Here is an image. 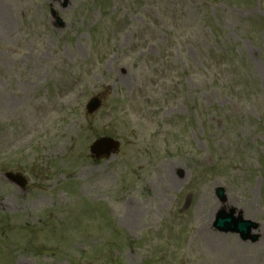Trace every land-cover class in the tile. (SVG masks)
<instances>
[{
	"label": "rangeland",
	"instance_id": "rangeland-1",
	"mask_svg": "<svg viewBox=\"0 0 264 264\" xmlns=\"http://www.w3.org/2000/svg\"><path fill=\"white\" fill-rule=\"evenodd\" d=\"M0 264H264V0H0Z\"/></svg>",
	"mask_w": 264,
	"mask_h": 264
},
{
	"label": "water",
	"instance_id": "water-1",
	"mask_svg": "<svg viewBox=\"0 0 264 264\" xmlns=\"http://www.w3.org/2000/svg\"><path fill=\"white\" fill-rule=\"evenodd\" d=\"M68 0H65L64 5ZM101 104V100L97 97L91 99L88 103L89 112H94ZM119 143L112 138L102 137L95 141L93 145H91V151L94 152L97 158H102L104 156H110L111 153H115L119 148ZM10 178L13 181L20 182L22 185L25 184V180L19 175L9 174ZM219 197L224 200L225 199V191L223 188H218L217 191ZM215 226L219 229V231H233L240 233L242 238L247 240L251 238V240H256L258 237L253 236L251 234V227L255 226L250 221L243 220L242 217L235 218L233 217V211L230 214L225 212H219L218 217L215 221Z\"/></svg>",
	"mask_w": 264,
	"mask_h": 264
}]
</instances>
